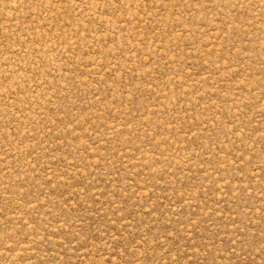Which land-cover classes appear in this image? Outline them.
<instances>
[{"label":"rangeland","instance_id":"1","mask_svg":"<svg viewBox=\"0 0 264 264\" xmlns=\"http://www.w3.org/2000/svg\"><path fill=\"white\" fill-rule=\"evenodd\" d=\"M0 264H264V0H0Z\"/></svg>","mask_w":264,"mask_h":264}]
</instances>
